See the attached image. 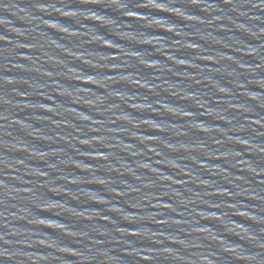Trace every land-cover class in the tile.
<instances>
[{
  "label": "water",
  "instance_id": "water-1",
  "mask_svg": "<svg viewBox=\"0 0 264 264\" xmlns=\"http://www.w3.org/2000/svg\"><path fill=\"white\" fill-rule=\"evenodd\" d=\"M0 264H264V0H0Z\"/></svg>",
  "mask_w": 264,
  "mask_h": 264
}]
</instances>
